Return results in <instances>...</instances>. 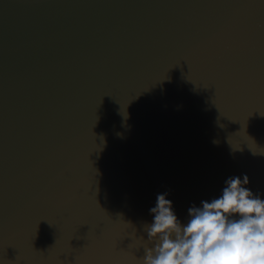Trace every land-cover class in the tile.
<instances>
[{
  "label": "water",
  "instance_id": "obj_1",
  "mask_svg": "<svg viewBox=\"0 0 264 264\" xmlns=\"http://www.w3.org/2000/svg\"><path fill=\"white\" fill-rule=\"evenodd\" d=\"M264 199V0H0V264H141L158 194Z\"/></svg>",
  "mask_w": 264,
  "mask_h": 264
},
{
  "label": "clouds",
  "instance_id": "obj_2",
  "mask_svg": "<svg viewBox=\"0 0 264 264\" xmlns=\"http://www.w3.org/2000/svg\"><path fill=\"white\" fill-rule=\"evenodd\" d=\"M248 184L247 175L229 178L219 198L189 208L186 224L167 194H158L146 225L154 246L141 264H264V199Z\"/></svg>",
  "mask_w": 264,
  "mask_h": 264
}]
</instances>
